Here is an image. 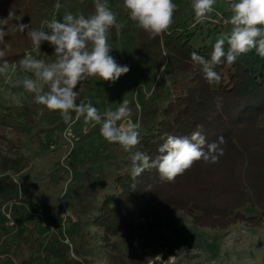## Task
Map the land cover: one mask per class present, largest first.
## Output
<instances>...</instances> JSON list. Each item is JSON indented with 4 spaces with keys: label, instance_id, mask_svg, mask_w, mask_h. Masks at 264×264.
<instances>
[{
    "label": "trees",
    "instance_id": "trees-1",
    "mask_svg": "<svg viewBox=\"0 0 264 264\" xmlns=\"http://www.w3.org/2000/svg\"><path fill=\"white\" fill-rule=\"evenodd\" d=\"M206 1L134 2L135 60L160 73L155 86L163 80L172 98L152 111L144 110L145 129L133 138L136 145L126 156L124 170L110 172L107 178L104 173L100 185L87 181L89 199L79 205L76 220L69 222L74 255L64 243L54 257L53 250L43 249L40 238L25 234L24 228L18 231L21 238L8 248L6 218L0 214V264H93L90 256L97 241L86 227L89 222L103 231L100 240L104 241L109 236L130 240L134 223L153 213L163 217L182 212L193 223L210 228L239 222L262 226L264 0H238L222 11L223 20L206 7ZM59 2L0 0V86L4 69L21 66L35 47V60L46 50L65 51V42L47 41L43 29ZM250 19H256L252 31L246 25ZM71 66L64 76L71 78L69 89L74 94L85 75L77 60ZM73 115L63 119L65 125ZM151 115L155 119L149 122ZM5 127L18 134L32 133L37 127L35 110L14 111L0 102V130ZM56 129L57 125L38 130ZM27 165V156L0 150V174H18ZM0 182L5 191L1 210L8 199L22 198L9 176ZM247 206L259 209L260 215L245 214L242 209ZM126 248L115 254L112 264L146 263L131 243Z\"/></svg>",
    "mask_w": 264,
    "mask_h": 264
},
{
    "label": "rangeland",
    "instance_id": "rangeland-1",
    "mask_svg": "<svg viewBox=\"0 0 264 264\" xmlns=\"http://www.w3.org/2000/svg\"><path fill=\"white\" fill-rule=\"evenodd\" d=\"M135 1L60 0L43 29L47 41L65 42V51L46 50L35 60V47L21 66L4 69L0 102L14 111L35 110L37 121L32 133L18 134L10 127L0 130L3 154L28 158L20 173L0 174L17 184L22 198L8 199L0 210L6 218L8 248L21 238L18 231L24 228L25 234L40 238L43 249L53 250L54 257L64 243L74 255L69 222L76 220L79 205L89 199L87 181L100 185L104 173L107 178L110 172L124 170L126 156L136 145L133 138L145 129L144 110L152 111L172 98L163 80L160 87L155 86L160 73L148 71L135 60ZM230 6L228 0L206 1V7L221 20L222 11ZM246 25L252 31L256 19ZM74 60L81 63L85 77L72 94L71 78L64 75ZM69 113H74L72 122L65 125L63 119ZM154 119L151 115L149 122ZM54 125V131L38 130ZM3 187L0 182V200ZM242 211L260 215L259 209L249 206ZM89 213L92 210L87 218ZM2 224L0 220V229ZM86 227L96 235V252L90 256L93 264H112L115 254L126 252L130 243L136 254L147 258L145 264H264V222L260 227L239 222L228 228H210L193 223L182 212L163 217L153 213L134 223L130 240L109 236L105 241L100 240L103 231L93 222Z\"/></svg>",
    "mask_w": 264,
    "mask_h": 264
},
{
    "label": "built area",
    "instance_id": "built-area-1",
    "mask_svg": "<svg viewBox=\"0 0 264 264\" xmlns=\"http://www.w3.org/2000/svg\"><path fill=\"white\" fill-rule=\"evenodd\" d=\"M229 2H230V4H231V6L233 5V0H228ZM53 28H56V29H60V28H63L62 26H58V25H54V26H52ZM52 27L50 28V29H52ZM53 31V30H52ZM51 31V32H52Z\"/></svg>",
    "mask_w": 264,
    "mask_h": 264
}]
</instances>
